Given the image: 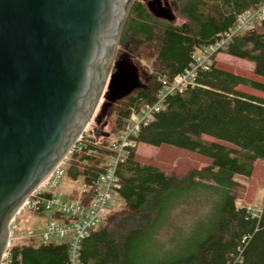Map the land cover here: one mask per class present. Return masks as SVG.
Here are the masks:
<instances>
[{
  "label": "trees",
  "instance_id": "obj_1",
  "mask_svg": "<svg viewBox=\"0 0 264 264\" xmlns=\"http://www.w3.org/2000/svg\"><path fill=\"white\" fill-rule=\"evenodd\" d=\"M260 1L168 0L171 10L182 19L174 24L154 19L143 2L134 0L119 35L116 56L152 58V73H143L144 88L116 101L109 116L100 118L98 124L111 118L108 129L102 131L108 137L102 138L99 146L88 145L72 154L66 175L79 179L82 185H91L111 154L105 149L108 139L123 131L131 109L154 100L159 90L157 78L169 81L181 74L198 50L213 43L236 15L255 8ZM219 53L251 63V77L218 67L213 57L209 69L198 70L192 86L169 96L165 109L134 138L135 144L169 145L196 152L210 164L173 178L156 167L140 164L133 148L129 149L116 170L119 188L115 192L123 206L103 217L101 224L81 240L80 263L264 264V213L256 215L246 206H237L230 193L238 187L235 176L248 178L256 162L264 163V97L247 92L254 89L264 93V19L236 34ZM201 135L216 142L204 143ZM77 166L82 167L81 172ZM207 184L223 189L224 198L205 235L193 233L178 253L157 246L156 230L171 203ZM88 199L83 197L81 202L87 205ZM66 262L67 247L62 242L32 245L27 241L10 250V264Z\"/></svg>",
  "mask_w": 264,
  "mask_h": 264
},
{
  "label": "water",
  "instance_id": "obj_2",
  "mask_svg": "<svg viewBox=\"0 0 264 264\" xmlns=\"http://www.w3.org/2000/svg\"><path fill=\"white\" fill-rule=\"evenodd\" d=\"M132 2L0 0V258L9 221L66 156L100 99L95 124L145 87L134 65L115 60ZM143 4L154 19L174 21L167 0Z\"/></svg>",
  "mask_w": 264,
  "mask_h": 264
},
{
  "label": "built area",
  "instance_id": "obj_3",
  "mask_svg": "<svg viewBox=\"0 0 264 264\" xmlns=\"http://www.w3.org/2000/svg\"><path fill=\"white\" fill-rule=\"evenodd\" d=\"M263 19L264 0H261L255 8L236 15L232 25L226 31L217 34L213 43L198 50L193 55L192 62L181 74L174 76L169 81L164 78H157L159 90L155 94L154 100L151 103L140 106L136 110L131 109L123 131L114 139H108V145L105 149L110 151L111 154L107 156L102 173L88 187L82 185V190L76 195L75 199L63 201L53 191V186L64 173L61 169L62 162L66 161L68 163L72 154H78L88 145L99 146L101 142L100 138L102 137H94L93 130L86 132L88 135L84 136L85 128L66 156L27 196L14 217L9 221L7 227L8 238L0 258V264H10V250L17 241L30 239L35 235L30 230L20 231L16 218L23 212L39 213L44 211L50 214V219L38 234L39 237L45 243H64L67 247L66 264H82L78 260L80 242L88 236L90 231L98 226L101 217L105 214L110 194L119 188L116 176L118 164L124 159L128 150L135 146L134 138L139 130L149 124L158 113L165 109L166 99L169 96L181 93L192 86L196 72L198 70L207 71L213 57L224 49L236 34L252 29L254 25ZM76 169L81 172L82 167L77 166ZM50 179L55 181L49 182ZM90 192L92 195L89 196ZM83 197L89 198L87 205L81 202ZM53 215L56 217H52ZM10 240L16 241L13 246H10Z\"/></svg>",
  "mask_w": 264,
  "mask_h": 264
},
{
  "label": "rangeland",
  "instance_id": "obj_4",
  "mask_svg": "<svg viewBox=\"0 0 264 264\" xmlns=\"http://www.w3.org/2000/svg\"><path fill=\"white\" fill-rule=\"evenodd\" d=\"M138 1L143 2V0ZM172 12L175 17L173 23L179 24L182 22L178 13L174 10H172ZM115 60H119L116 55ZM125 60L136 67L139 82L145 85L142 82L143 73L145 72L149 75L152 73L151 64L153 59L142 60L136 57ZM214 61L220 68L251 77L250 72L252 64L249 62L229 57L222 53L217 54L214 57ZM252 78L255 79V77ZM255 80L262 81L258 78ZM247 92L255 96L264 97V93L254 89L247 90ZM101 102L102 99H100L92 120L86 127L85 133L94 129V134H98L99 132L108 129L107 126L111 119L108 117L102 120L103 125L102 123L95 125L96 116L99 115V105ZM114 105L106 110V116H109ZM85 133L84 136L88 135ZM100 139L102 140V138ZM200 140L204 143L216 142L215 139L205 135H201ZM133 151L135 154V160L140 164L156 167L166 176L173 178H181L191 170L200 169L210 164L208 158L203 157L196 152L169 145L150 146L137 143L133 147ZM68 165L69 164L66 163V161L62 162L61 169L64 173L59 181L53 186L54 193L63 201H70L71 196L75 199L76 195L82 190V183L79 179L72 180L66 175ZM254 167V172L250 177H234V181L237 182L238 187L230 190V193L235 196L237 206H246L251 213L259 215L260 212L264 213V163L256 162ZM53 181L55 180H49V182ZM223 198L224 190L213 184L197 187L176 198L158 224L155 237L156 245L164 251L178 253L180 247L193 233L200 231L199 236H204V230L216 214L217 208L222 203ZM122 206V200L117 196L116 192H112L106 205L105 214L101 217L99 224H101L103 217L121 209ZM49 219L50 214L45 211L39 213L23 212L16 218L19 230L22 232L30 230L35 235L29 240L21 239L17 242L10 240V246H13L15 242L14 245L26 243L27 241L32 245L45 243L38 234L43 230Z\"/></svg>",
  "mask_w": 264,
  "mask_h": 264
},
{
  "label": "bare ground",
  "instance_id": "obj_5",
  "mask_svg": "<svg viewBox=\"0 0 264 264\" xmlns=\"http://www.w3.org/2000/svg\"><path fill=\"white\" fill-rule=\"evenodd\" d=\"M121 14H122V12H121ZM121 17V16H120ZM102 103V102H101Z\"/></svg>",
  "mask_w": 264,
  "mask_h": 264
},
{
  "label": "crops",
  "instance_id": "obj_6",
  "mask_svg": "<svg viewBox=\"0 0 264 264\" xmlns=\"http://www.w3.org/2000/svg\"><path fill=\"white\" fill-rule=\"evenodd\" d=\"M252 69V68H251ZM254 172V171H253Z\"/></svg>",
  "mask_w": 264,
  "mask_h": 264
}]
</instances>
